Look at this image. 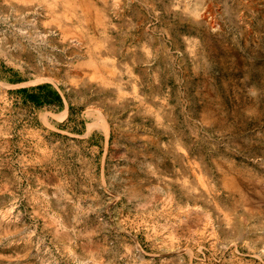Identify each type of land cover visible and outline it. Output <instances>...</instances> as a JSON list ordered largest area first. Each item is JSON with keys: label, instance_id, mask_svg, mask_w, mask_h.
I'll return each mask as SVG.
<instances>
[{"label": "rangeland", "instance_id": "obj_1", "mask_svg": "<svg viewBox=\"0 0 264 264\" xmlns=\"http://www.w3.org/2000/svg\"><path fill=\"white\" fill-rule=\"evenodd\" d=\"M0 264H264V0H0Z\"/></svg>", "mask_w": 264, "mask_h": 264}, {"label": "bare ground", "instance_id": "obj_2", "mask_svg": "<svg viewBox=\"0 0 264 264\" xmlns=\"http://www.w3.org/2000/svg\"><path fill=\"white\" fill-rule=\"evenodd\" d=\"M207 13H208V12H207ZM207 13H205V12H201V13L199 14L200 18L205 19L206 16H207V15H206ZM208 23H209V22H208ZM213 23H214V21H213ZM210 24H212L211 20H210ZM214 24H215V23H214ZM214 24H213V25H214ZM211 26H212V25H211Z\"/></svg>", "mask_w": 264, "mask_h": 264}]
</instances>
